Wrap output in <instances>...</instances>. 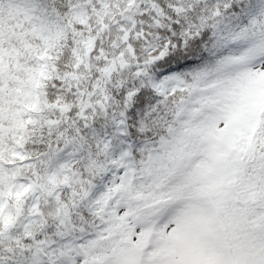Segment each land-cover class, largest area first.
Here are the masks:
<instances>
[{
    "label": "snow or ice",
    "instance_id": "1",
    "mask_svg": "<svg viewBox=\"0 0 264 264\" xmlns=\"http://www.w3.org/2000/svg\"><path fill=\"white\" fill-rule=\"evenodd\" d=\"M0 264H264V0H0Z\"/></svg>",
    "mask_w": 264,
    "mask_h": 264
}]
</instances>
